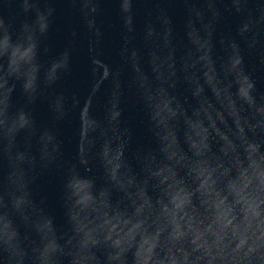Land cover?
Returning <instances> with one entry per match:
<instances>
[{"label":"water","instance_id":"water-1","mask_svg":"<svg viewBox=\"0 0 264 264\" xmlns=\"http://www.w3.org/2000/svg\"><path fill=\"white\" fill-rule=\"evenodd\" d=\"M0 264H264V0H0Z\"/></svg>","mask_w":264,"mask_h":264}]
</instances>
